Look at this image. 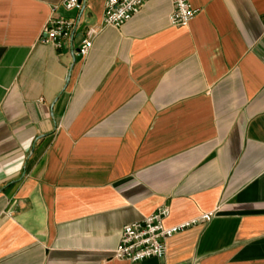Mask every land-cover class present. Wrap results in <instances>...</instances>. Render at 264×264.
<instances>
[{"label": "crops", "instance_id": "0c3cea01", "mask_svg": "<svg viewBox=\"0 0 264 264\" xmlns=\"http://www.w3.org/2000/svg\"><path fill=\"white\" fill-rule=\"evenodd\" d=\"M62 1L0 0V264H131L123 228L162 206L217 214L139 264H264V0H190L185 28L148 0L80 60L105 0Z\"/></svg>", "mask_w": 264, "mask_h": 264}, {"label": "built area", "instance_id": "2783aa9c", "mask_svg": "<svg viewBox=\"0 0 264 264\" xmlns=\"http://www.w3.org/2000/svg\"><path fill=\"white\" fill-rule=\"evenodd\" d=\"M173 11L169 16V23L174 28H185L198 15L190 0H171ZM148 0H105L104 17L101 27H91L86 32L80 49V55L85 57L93 46V39L103 27L120 29L131 21L145 7ZM61 6L67 11L80 10L79 0H63ZM74 23L64 18H53L43 29L40 42L51 45L57 50L63 49L69 39ZM171 210L168 206L158 208L142 221L126 225L113 258L131 264H139L148 259H163L166 254L167 241L191 227L207 224L213 220L217 211L209 212L200 217L167 228L166 219Z\"/></svg>", "mask_w": 264, "mask_h": 264}, {"label": "water", "instance_id": "95a60500", "mask_svg": "<svg viewBox=\"0 0 264 264\" xmlns=\"http://www.w3.org/2000/svg\"><path fill=\"white\" fill-rule=\"evenodd\" d=\"M79 2H80V4H82V2H83V0H79ZM78 53V60H80L81 59V55H80V50L77 52Z\"/></svg>", "mask_w": 264, "mask_h": 264}]
</instances>
